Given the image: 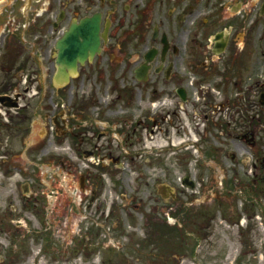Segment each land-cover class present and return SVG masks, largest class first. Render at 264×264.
<instances>
[{
	"label": "rangeland",
	"instance_id": "374dc122",
	"mask_svg": "<svg viewBox=\"0 0 264 264\" xmlns=\"http://www.w3.org/2000/svg\"><path fill=\"white\" fill-rule=\"evenodd\" d=\"M3 2L0 3V8ZM256 11L257 6H254L253 36L247 50L245 47L242 50H236L232 58L224 56L220 60V65L217 64L213 68L197 67L195 70L200 76L198 81L214 87L215 91L206 92L205 105L202 107L204 111H199V115L203 113L208 115L203 132L199 129L201 124L195 126L192 121L194 118L191 112L194 109L191 108L188 114L190 123L194 125L196 131L192 135L199 138L194 147L189 149L177 147L174 149L175 152L170 154L166 149L159 151V154H156L155 165L142 164L138 168L136 164L129 163V166L124 169L125 176L128 174L132 179V176L135 177L130 184L138 186L136 193L126 191L125 186L119 188L118 179L115 176L123 169L111 164L108 171L115 180L116 187L113 197H110L111 213L106 219L100 216V211L106 206L107 196H99L90 210L89 208L84 210L90 195L83 193L81 203L78 202L79 195H74L78 186V175L67 154L70 150L67 147L55 153L57 151L53 150V145L47 144L48 134L42 136L43 133H38L39 125L43 123L44 112V109L39 106H44L46 109L50 100L55 104V110L67 107L70 113L72 112L70 106L75 103V108L86 111L91 116L88 120V128L108 130L105 135L108 139L103 136V144L99 146L98 153L104 154L110 148L113 154L122 155L119 139L125 135L121 132L122 126H129L130 119L126 117L140 109L148 110V104L134 96L133 99L127 97L130 91L122 88L120 70L108 62H104L101 66L105 68L104 72L94 67L89 81L84 85L72 86L69 83L56 90L47 77L43 90H39L40 94L27 98L28 105L22 109L27 117L20 110L18 117L12 116L11 125L3 129L4 135H9L10 146L8 147L13 162L9 170L13 175L9 180L5 176L0 177V264H264V189L260 187V184L257 187L245 184L250 181L251 174L246 171L247 168H240L228 158V153L234 148L238 149V145L242 143L227 137L226 133H220V131L218 133L217 126H214V123L221 118L228 120L230 121L229 131L234 134L243 130L246 114L250 117L261 114L259 107L253 105L252 101L258 98L260 87L252 85L247 93L244 85L246 82L251 84L256 78L264 82V18L258 17ZM196 25L197 23L194 24ZM28 46H18L17 51L23 54V58L16 62L9 60L11 56L9 57L7 53L3 54L0 60L3 65L0 70V90L4 88L1 79L4 78L6 81L11 73L23 66L22 61L29 51ZM197 46L198 44H195L194 49ZM224 66L227 68L223 69ZM31 71L39 72L36 66ZM43 74L41 72L38 76L37 84L40 83L39 79L44 77ZM249 77L251 78L248 79ZM158 97L161 96L158 95ZM236 97H238L237 106L232 110L229 106L214 108L215 102L224 101L226 98L232 101ZM247 98L250 99L246 101ZM240 100L242 101L239 102ZM165 107L160 106L158 111L164 112ZM195 111L198 110L195 109ZM97 120L105 122L96 123ZM178 120L175 116L173 122L159 120L161 123L155 127V130L160 143L168 141L169 137L167 138L165 129L167 126L170 130L168 135L170 133L172 137L183 135L180 130H177L181 129V126H177ZM122 121H125V124ZM258 123L259 126L254 131L255 149L262 152L263 159L264 123ZM112 126H115L118 137L112 134ZM66 134L68 131L64 136ZM1 136L2 133L0 138ZM65 137L69 142V136ZM95 137L94 135V140ZM57 138L55 135L53 139ZM60 138L62 137L59 136ZM49 140L52 141L50 138ZM32 141L33 144H31ZM42 144L45 146L39 150V145ZM129 149L130 146L127 145L124 150L128 152ZM195 149L198 152H193ZM23 157L30 162L23 164ZM6 168V164L0 165V170ZM154 168L157 174L165 172V175L160 176L159 181L156 182H170L176 192L191 191L182 187L179 180L180 174L190 173L195 177L196 189L199 186V193H194L188 199L181 197L170 210L166 209V205L156 194L154 183L149 184L145 180L150 175L149 171ZM104 169V166L95 165L89 172L94 176ZM139 171L143 173L141 178L138 177ZM257 171L258 174L262 173L260 169ZM223 172L225 175L221 178ZM94 182L92 178L91 184ZM21 184H25L26 187L29 185L38 192V200L31 198L25 201L27 197H24ZM249 188L252 192H249ZM234 189L237 190V194H232L231 191ZM122 195L131 200L134 198L131 206L125 210L122 208V201H124L121 198ZM191 199L193 204L188 202ZM185 201L187 203L179 210V206ZM154 204L159 209L156 216L164 222L173 224L176 221L178 225H181L184 221V226L181 228L182 233L185 234L182 251L179 254L175 253L178 255L168 261L151 259L150 249L156 246L152 251L154 254H157L162 247L169 251L174 248L179 237L175 232L171 234L170 231H165L163 237L158 231L159 227L156 226L154 229L151 224H145L144 214L141 218L138 216L140 211L149 212L148 209ZM33 206L35 208H32ZM133 206H138L139 210H135ZM184 209L186 210L183 211ZM200 209H206L213 214L212 217L217 218V221L213 223L212 220L211 225L205 226L204 220L206 222L207 220L204 217V220L198 217ZM243 213L245 216L242 227L236 223V220ZM221 215H226L227 218L223 220L219 217ZM116 217L119 218V222L113 228V220ZM168 218H172V221L169 222ZM191 218L192 223H189ZM193 218H197L196 221ZM136 227L141 228L143 236L135 229ZM85 231H88L91 241L87 248L82 249L80 246L85 243L75 244L76 241H73V238L76 236L80 238ZM108 237L113 241L111 242ZM144 238L146 242L142 243ZM163 239L167 244H159L160 240L163 242ZM176 239L178 240L175 242ZM74 246L78 249L77 255L70 256L69 252ZM82 253L87 257L82 256Z\"/></svg>",
	"mask_w": 264,
	"mask_h": 264
},
{
	"label": "flooded vegetation",
	"instance_id": "af4514ba",
	"mask_svg": "<svg viewBox=\"0 0 264 264\" xmlns=\"http://www.w3.org/2000/svg\"><path fill=\"white\" fill-rule=\"evenodd\" d=\"M26 3L27 0H11L0 8V60L4 53L11 56V61L21 60L23 54L19 55L18 46L29 45V51L22 61L23 66L16 69L18 78L12 74L6 81L2 78V91H9L15 86L18 88L21 81L19 77L23 75H26L27 86L28 80L30 83L37 81V75L31 71L35 66L40 71L43 69L45 80L48 76L53 84L56 40L61 36L63 27L67 28L70 23L83 16L98 14L99 34L106 33V38H101L100 53L80 66L77 74L79 84L83 85L89 80L90 70L94 65L100 67L107 61L116 62L122 83L125 86L135 85L139 93L147 91L146 99L155 98L157 88L172 89L169 95L173 98L174 88L185 84V67L191 61L194 62L196 57L191 52L190 40L203 33L198 30L191 36L190 22L230 23L227 26L226 43L229 50L235 49L238 44V37L234 36L238 24H246V48L251 45L253 36V0H29ZM257 15L264 16L263 0L257 4ZM203 30L206 31L204 27ZM195 49L204 55L199 62L202 65L209 64L211 59L205 56L207 44L204 37ZM234 54L229 53L228 57L232 58ZM144 67L146 72L141 71ZM2 68L0 63V70ZM70 107L72 118L67 119L66 124L67 127L70 125L73 152L82 157L89 152L93 154L95 148L101 145V136L105 132L94 134V130L84 122L88 112L75 108V103ZM47 115L45 114L46 118ZM147 118L151 121H147ZM53 119L56 128L61 127L62 123L57 117ZM155 123L156 116L150 112H139L136 115V126L131 129L135 131L137 126ZM137 136L135 140H131L128 134L124 143L135 148L141 139L138 132ZM124 143L122 142L123 146ZM103 157L108 159V163L119 160L137 165L141 161L137 155L135 157L129 153L127 156L115 155L110 148L104 152ZM25 162L28 159H24ZM89 183L90 180L84 182V186L92 192L90 202H93L97 191ZM128 190L133 192V188ZM124 207H127V201H124Z\"/></svg>",
	"mask_w": 264,
	"mask_h": 264
},
{
	"label": "water",
	"instance_id": "95a60500",
	"mask_svg": "<svg viewBox=\"0 0 264 264\" xmlns=\"http://www.w3.org/2000/svg\"><path fill=\"white\" fill-rule=\"evenodd\" d=\"M87 22L88 20L85 18L80 21L79 25L71 24L62 37L58 39L56 43L58 48L57 73L67 75L68 72L65 71V68L72 71L75 69L77 58L82 61L89 52L90 55H93L98 49L97 20L93 21L92 29L87 28ZM79 36L83 37L82 41L78 40ZM4 98V96H0L2 102H4ZM260 101L264 102V93L261 95Z\"/></svg>",
	"mask_w": 264,
	"mask_h": 264
}]
</instances>
